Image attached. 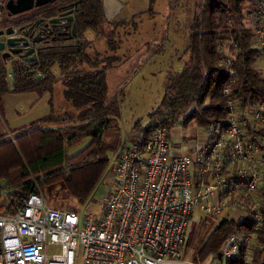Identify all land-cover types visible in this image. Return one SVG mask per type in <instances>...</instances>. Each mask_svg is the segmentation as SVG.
Here are the masks:
<instances>
[{
    "label": "trees",
    "instance_id": "16d2710c",
    "mask_svg": "<svg viewBox=\"0 0 264 264\" xmlns=\"http://www.w3.org/2000/svg\"><path fill=\"white\" fill-rule=\"evenodd\" d=\"M79 2L74 21L77 37L71 27L65 30V35L54 34L40 47L36 66L27 70L18 62L6 61L0 53V113L8 94L52 95L58 81L64 87V98L75 110L73 114L66 112L67 109L55 113L51 101V114L45 119L33 122L17 136L0 133V201L6 191L4 202H0L1 213H13L32 194H42L44 188L59 183L67 187L66 200L72 198L84 204L109 167L108 153H117L123 144L116 138V123L121 117L125 95L122 90L109 101L107 74L128 60V57L121 59L118 53L123 45L118 40L119 29L133 23L135 30H139L136 21L140 15L130 20L108 21L103 0ZM156 2L150 0V19L155 18ZM167 2L163 16L169 22L177 0ZM251 3H254L252 10L245 13ZM46 11L36 10L10 18L3 7L8 20L0 28L35 22ZM255 13L254 0H196L189 46L183 53L188 59L181 71L168 73L160 106L149 116L146 128L135 124L134 137L147 140L157 128L172 130L193 122L207 127L223 121L231 100L242 106L264 102V69L259 66L262 50L254 45V26L246 25L247 16H251L250 23L254 24ZM49 15L55 16L56 11L50 10ZM89 32L105 40L107 50L92 48V42L87 39ZM223 50L233 58L234 77L221 64ZM55 68L60 71L59 79L53 73ZM31 70L36 74L32 75ZM38 75L42 77L37 79ZM226 86L231 87L230 96L223 93ZM85 139L91 140L86 148L74 156L67 153ZM243 227L229 221L218 224L207 238L200 240L195 263L206 264L221 254L229 237L245 230ZM258 241L262 249L256 252L255 264H264V227L258 233Z\"/></svg>",
    "mask_w": 264,
    "mask_h": 264
},
{
    "label": "built area",
    "instance_id": "2783aa9c",
    "mask_svg": "<svg viewBox=\"0 0 264 264\" xmlns=\"http://www.w3.org/2000/svg\"><path fill=\"white\" fill-rule=\"evenodd\" d=\"M254 1V45L264 64V0ZM222 53L234 77L232 56ZM226 111L225 120L178 146L165 128L123 142L99 215L51 209L42 194L0 212V264H75L79 248L84 264H189L183 256L201 215L245 228L206 264H255L264 227V102L231 100ZM52 247L60 254L51 255Z\"/></svg>",
    "mask_w": 264,
    "mask_h": 264
},
{
    "label": "rangeland",
    "instance_id": "374dc122",
    "mask_svg": "<svg viewBox=\"0 0 264 264\" xmlns=\"http://www.w3.org/2000/svg\"><path fill=\"white\" fill-rule=\"evenodd\" d=\"M0 1L5 2V8L8 0ZM165 3V0H158L156 2L154 10L156 11V18H154L156 21H149L146 18L142 21L144 22L143 24H141L142 22L139 23L141 20L136 21L141 28L140 34H137L139 30H135L136 27L134 28L133 23L119 29L120 37L118 40L121 39L122 44H124L123 41L129 40L128 46H130L131 51L127 52V50L124 51L123 49L118 52L121 59L128 57V61L119 68L109 70L107 83L109 87V101L120 91H124L125 96L121 105V117L116 123L118 126L116 138L122 143L133 135L135 124L139 123L141 128L148 126L149 116L160 106L165 95L168 73L170 71H181L184 62L188 59L183 53L189 46L190 25L193 21L196 0H177V6L175 5L172 11V18L169 22L166 16H163L167 10ZM174 3H176V0H174ZM253 4L251 3L246 7L245 13L248 10H252ZM4 20H8L5 14H3L2 23ZM167 22L170 24L168 36L165 40ZM250 22L251 16H247L246 25L255 26V24H251ZM96 44L92 48L95 49L97 47L101 52L107 50L105 40H100ZM123 46L126 48L125 45ZM91 49H89V52H91ZM180 58H182V61L179 60ZM263 65L262 62L259 63L260 67ZM53 73L59 79V69L55 68ZM51 101L55 113H59L63 109H67L66 112L69 114L75 112L73 106L64 98V87L60 81L55 84L52 95L50 93H45L42 96L36 93L8 94L1 107L0 133L17 136L33 122L45 119L51 114ZM44 127L51 128L53 126L45 125ZM173 131V143L178 146L183 144L184 139H194L197 137V134H201L200 136H202L205 127L193 122L187 127L178 126ZM106 140H108V137H106ZM90 142V139H85L75 147L70 148L67 153L70 156H74L86 148ZM108 158L110 159V164L106 173L93 194L84 204L72 198L66 200L67 187L64 183H59L48 186L41 192L48 206L51 209L60 211L75 210L80 215L101 214L103 208L102 201L107 197L111 187L116 152L108 153ZM2 186H5V184L2 183ZM5 198L6 191L3 192L0 202L3 203ZM219 223L220 219L216 217L202 215L199 220L193 221L190 229L192 236L183 256L184 261L189 264H195V253L197 252V247H199L200 240L207 238ZM50 252L51 255H58L60 254V247H52ZM75 264H84L80 248L76 252Z\"/></svg>",
    "mask_w": 264,
    "mask_h": 264
},
{
    "label": "water",
    "instance_id": "95a60500",
    "mask_svg": "<svg viewBox=\"0 0 264 264\" xmlns=\"http://www.w3.org/2000/svg\"><path fill=\"white\" fill-rule=\"evenodd\" d=\"M60 1L63 0H8L5 8L8 16L12 18ZM79 3L59 4L51 9L56 11L55 16H50V10H47L35 22L0 28V53L3 58L6 61L18 62L29 70L38 62L40 47L49 42V38L54 34L65 35V30L71 27L73 35L77 37L74 21ZM10 73L13 79V70ZM30 73L35 75L36 71L31 70ZM41 77L38 75L37 79Z\"/></svg>",
    "mask_w": 264,
    "mask_h": 264
},
{
    "label": "crops",
    "instance_id": "0c3cea01",
    "mask_svg": "<svg viewBox=\"0 0 264 264\" xmlns=\"http://www.w3.org/2000/svg\"><path fill=\"white\" fill-rule=\"evenodd\" d=\"M165 1H166L165 4L167 8L168 2L167 0ZM149 9H150V0H103V11L108 21L130 20L136 15H140L138 20H141V21L139 23H141L145 18L149 19V21L150 20L153 21L155 19L147 18ZM155 14H156V11H155ZM155 18H156V15H155ZM143 23L144 22H142L141 24ZM140 30L141 28L139 26V32L137 34H140ZM89 33H88L89 36L87 34V39L89 42H92L93 45L96 46L97 45L96 43H99L100 40H103L101 38H97L93 32H89ZM128 42L129 40L123 44L126 46V48L122 45L119 52L122 51L123 49L124 51L127 50V52H129V50L131 51L130 46H128ZM130 44H131V41H130ZM59 78H60V75H59ZM133 133H134V130H133ZM132 137H134V135H132Z\"/></svg>",
    "mask_w": 264,
    "mask_h": 264
},
{
    "label": "flooded vegetation",
    "instance_id": "af4514ba",
    "mask_svg": "<svg viewBox=\"0 0 264 264\" xmlns=\"http://www.w3.org/2000/svg\"><path fill=\"white\" fill-rule=\"evenodd\" d=\"M77 2H79V0H63V1H60V2H55L53 4H49L46 7L41 8V9H37V10H42V11L51 10V9L55 8L56 6H58L59 4H62V3H77Z\"/></svg>",
    "mask_w": 264,
    "mask_h": 264
}]
</instances>
